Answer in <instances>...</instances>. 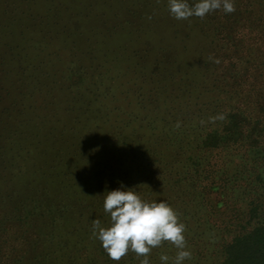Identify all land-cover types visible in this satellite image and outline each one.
<instances>
[{"label":"rangeland","instance_id":"374dc122","mask_svg":"<svg viewBox=\"0 0 264 264\" xmlns=\"http://www.w3.org/2000/svg\"><path fill=\"white\" fill-rule=\"evenodd\" d=\"M167 5L168 0H0L3 193L13 177V186L22 188L23 196L30 194L29 178L41 185L47 179L28 173L25 182L20 169L57 165L62 152H78L77 168L94 164L98 174L75 179L83 204L77 217L82 214L84 223L90 214L93 220H110L101 196L105 191L93 189L100 178L109 187L107 161L115 167L132 148H163L160 136L169 131L166 120L172 116L164 99L175 96L179 86L190 90L188 78L208 80L212 65H221L207 61L210 55L221 59L215 47L221 30L213 13L176 20ZM69 158L68 167L75 170ZM53 186L56 194L61 186ZM96 197L99 208L90 212L87 205Z\"/></svg>","mask_w":264,"mask_h":264},{"label":"trees","instance_id":"16d2710c","mask_svg":"<svg viewBox=\"0 0 264 264\" xmlns=\"http://www.w3.org/2000/svg\"><path fill=\"white\" fill-rule=\"evenodd\" d=\"M234 3V13L221 9L212 14L221 30L215 45L220 67L212 65L214 71L205 74L208 80L188 78L190 90L179 86L171 101H163L170 104L172 115L166 120L170 132L160 136L164 147L132 148L115 167L109 159V189L103 178L93 187L106 196L123 185L145 200L167 201L186 226L192 258L183 264H264V0ZM221 113L227 114L226 121L207 122ZM201 120L206 123L201 125ZM167 148L173 152L166 153ZM78 154L62 152L53 161L57 165L44 164L32 172L20 169L25 182L28 173L39 178L40 172L47 179L41 185L29 178L26 196L13 186V177L8 190H0V264H140L132 252L119 262L111 260L92 238L95 215H88L85 223L82 214L77 217L83 207L77 182L98 174L94 164L77 168ZM69 157L76 162L75 170L68 167ZM75 173L82 176L73 177ZM54 182L61 186L56 194ZM164 192L171 195L164 197ZM154 193L160 196L153 198ZM98 200L87 205L90 212ZM100 221L104 226L110 222ZM176 252L166 242L152 250L150 264H161V254L171 258Z\"/></svg>","mask_w":264,"mask_h":264},{"label":"clouds","instance_id":"9594fccd","mask_svg":"<svg viewBox=\"0 0 264 264\" xmlns=\"http://www.w3.org/2000/svg\"><path fill=\"white\" fill-rule=\"evenodd\" d=\"M168 11L176 20H189L191 17L204 19L208 14L223 10L227 14L236 11L234 0H168ZM155 13H153L154 15ZM148 15V21L153 19ZM207 61L219 65L221 60L212 55ZM227 114L221 113L208 118L207 122L226 121ZM206 121L201 120L204 125ZM180 122L175 128H180ZM104 212L110 215L108 226L102 225L99 218L92 221V238L98 239L108 257L119 262L129 252L135 254L140 264H150L149 256L154 248L170 243L176 255L161 254V264H183L192 258L185 237L186 226L180 213L167 201H148L132 188L116 189L107 192L104 199Z\"/></svg>","mask_w":264,"mask_h":264}]
</instances>
